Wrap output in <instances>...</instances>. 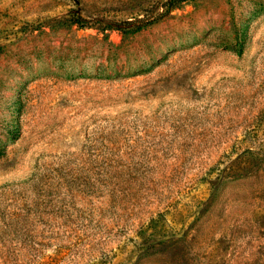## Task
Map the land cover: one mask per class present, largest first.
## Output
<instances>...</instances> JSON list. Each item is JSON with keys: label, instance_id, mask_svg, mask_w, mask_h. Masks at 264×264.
Wrapping results in <instances>:
<instances>
[{"label": "rangeland", "instance_id": "rangeland-1", "mask_svg": "<svg viewBox=\"0 0 264 264\" xmlns=\"http://www.w3.org/2000/svg\"><path fill=\"white\" fill-rule=\"evenodd\" d=\"M169 2L0 0V264H264V0Z\"/></svg>", "mask_w": 264, "mask_h": 264}, {"label": "trees", "instance_id": "trees-1", "mask_svg": "<svg viewBox=\"0 0 264 264\" xmlns=\"http://www.w3.org/2000/svg\"><path fill=\"white\" fill-rule=\"evenodd\" d=\"M181 1H184V0H171V2H169L170 6L169 7H172V2L176 3V2H181ZM139 22H142L141 19L138 20ZM115 27H118V28H122V29H126L127 27H129V29H138L141 27V24H138L137 26L134 25L135 22H132L130 20H127V21H124V22H113ZM148 22H144L142 23L143 24H146Z\"/></svg>", "mask_w": 264, "mask_h": 264}]
</instances>
